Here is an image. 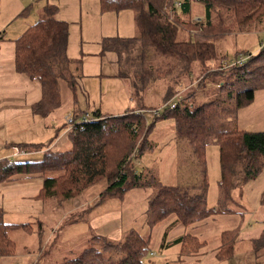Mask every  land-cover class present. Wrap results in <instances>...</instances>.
<instances>
[{"label": "trees", "instance_id": "16d2710c", "mask_svg": "<svg viewBox=\"0 0 264 264\" xmlns=\"http://www.w3.org/2000/svg\"><path fill=\"white\" fill-rule=\"evenodd\" d=\"M177 1L179 6L175 5ZM195 3L203 6L202 18L198 20L190 16ZM99 4L101 10H131L135 29L132 37H104L101 53L115 52L124 69L127 52L137 46L150 48L160 57L165 78H174L168 82L169 92L163 101L175 93L174 86L182 85L179 87L186 93L177 94L174 107L162 108L158 115L150 117V122L135 110L109 114L95 109L97 118L84 123L81 129L69 131L65 147L54 150L47 145L38 161L1 158L0 181L41 177L36 197L59 201L74 198L100 181H105L106 187L99 200L121 196L132 187H151L153 193L146 209L148 227L171 214L176 218L170 225H189L210 212L206 207L205 170L196 190L191 191L187 185L162 184L148 170L136 169L130 159L134 149L138 156L143 154L155 121L167 117L173 119L176 134L195 149L204 168L205 145L211 141L218 143L219 203L225 207L234 202L231 190L256 177L264 166V131H241L235 120L238 109L253 100L254 91L264 88V47L254 53L236 52L234 57L248 56L241 64L224 66L226 52L215 43L252 26L264 29V0H99ZM57 11L55 3L45 0L38 20L13 39L16 72L40 84V95L32 103L31 112L42 117L60 105L58 80L65 81L75 93L76 77L70 65L75 63L76 71L77 64H81L80 59L67 55L68 22L58 19ZM153 73L151 65L135 70L134 76L120 72L129 77L132 91L138 94L153 83ZM205 87H209L206 91L213 98L194 101L195 93ZM14 146L26 152L42 148L37 143ZM16 229L30 233L32 226L4 222L0 207V255L13 254V240L8 233ZM238 229L221 232L217 257H231ZM91 236L94 245L58 264H145L141 257L148 251V238L143 239L134 231H129L123 241ZM177 243L181 244L182 254L197 252L205 245L189 233L177 236L167 245Z\"/></svg>", "mask_w": 264, "mask_h": 264}, {"label": "rangeland", "instance_id": "374dc122", "mask_svg": "<svg viewBox=\"0 0 264 264\" xmlns=\"http://www.w3.org/2000/svg\"><path fill=\"white\" fill-rule=\"evenodd\" d=\"M44 1L0 0L2 57L14 54V42L8 37L16 38L27 26L37 21ZM51 1L58 6L55 16L68 22L67 55L71 59L81 60V64H77V71L73 69L75 63L70 65L72 74L79 81L76 80L73 93L65 81L58 80L60 105L45 117L41 116L40 120V126L44 124L47 128L41 129L36 135H24L25 131L15 141L36 142L44 150L54 140L57 127L63 122L64 116L75 109L74 96L80 111L94 106L108 113L120 114L128 107L135 111L157 108L165 102H175L177 94L186 93L187 90L179 87L182 85L174 86L175 93L167 101H163L165 94L169 92L168 82L174 78H165L160 57L150 48L146 50L145 47L137 46L127 52L124 69L115 52L101 53V41L104 37L134 35L131 10H101L99 0ZM190 14L192 20H196V17L202 18L203 6L193 4ZM262 30L258 25L252 26L247 31L233 33L215 44L219 49L222 47L226 52V60L230 61L236 52H256L260 48V42L264 40ZM179 36L183 38V35ZM146 65L154 67L151 78H156L138 94L132 91L129 77L121 75L120 72L127 71L129 76H134L135 70ZM30 83L26 93L30 99H34L40 95V84L35 79H31ZM209 87L197 91L193 100L202 102L213 98L206 91ZM145 113L150 122V116ZM26 114L29 112L26 111ZM235 120L237 129L241 131H264V88L254 91L253 100L238 109ZM18 125L24 124L22 122ZM44 132L47 135L44 136ZM39 135L41 136L37 137ZM139 142L140 140L136 145ZM0 143L1 159L3 154L13 150L14 145L4 141L2 133ZM27 157L29 156L14 158L23 160ZM139 158L140 164L135 165L136 169L148 170L162 184L191 186V191L196 190L205 170L206 207L210 210L209 214L189 225H170L176 218L171 214L148 227L146 209L148 198L153 193L151 187H132L121 196L104 200L97 198L81 208H72L84 199L100 194L106 187L105 181L92 185L74 198L60 201L39 200L33 197V193H25L21 197L5 193L4 222L29 223L34 232L28 233L24 229L10 231L8 234L13 240L14 252L11 255H0V264H58L64 258H72L85 247L94 245L95 242L90 239L93 234L105 236L112 241H123L129 231L138 233L143 239L148 238V251H155V255L146 264H264V166L256 177L231 190L234 202H229L224 207L219 203L220 166L217 142L211 141L205 145L204 168L192 145L176 134L173 119L159 118L155 121L148 135L145 151ZM21 198L24 199V205L21 204ZM236 227L239 229L234 235L235 241H232L231 257L220 259L216 252L221 243V232ZM35 232L38 234L35 235ZM186 233L203 240L204 247L191 254H182L181 244L167 245L177 236Z\"/></svg>", "mask_w": 264, "mask_h": 264}, {"label": "crops", "instance_id": "0c3cea01", "mask_svg": "<svg viewBox=\"0 0 264 264\" xmlns=\"http://www.w3.org/2000/svg\"><path fill=\"white\" fill-rule=\"evenodd\" d=\"M2 37L3 35H1V38ZM8 39L13 40L14 38L8 37ZM0 51H1V46H0ZM73 69H75V67H73ZM26 78L28 77H26L24 74L16 72L14 67V54L12 55L10 54L9 57L6 58L2 57V55L0 54V135L2 133L3 140L8 143H12L13 145H16L17 143H36L25 140L15 141L14 139L18 138L19 135L21 133H24L25 131L26 133H24V135H31V134L36 135L38 134V131H40L41 129L47 128V125L44 124L40 126L41 124L40 120L43 117L41 118V116L35 115L31 112V105L34 101H36L39 98V96H37L34 99L31 97V99L33 100H31L30 97L27 96L26 91L27 88L29 89V87L31 86L30 85L31 79L29 78L26 79ZM76 80L79 81L78 77H76ZM73 103H74L73 105L75 106L73 112L80 111L79 108H77L79 104H77L76 99L75 101H73ZM88 109H96V108H94V106H90ZM99 110L108 113L105 110H101V108H99ZM26 111H28L29 114H26ZM22 122L24 125L22 126L18 125V123H22ZM55 133L57 135L54 138V140H52V142L48 145V147L54 150L65 147L67 144L68 131L63 122H61L60 126L57 127ZM45 135H47L46 132H44V136ZM40 136L41 135L37 137ZM21 138L24 137L21 136ZM12 148L13 150L3 154V157H6L8 159L9 156H13L15 151H17L18 149L15 146H13ZM42 154H43V149L41 148L39 150L30 151V152L24 151L23 154H20L18 156L19 157L29 156L27 157V159L24 158L23 160L38 161L42 158ZM18 156L17 159L19 158ZM14 157L15 156H13V158ZM40 183H41V177L38 176L20 177V178L0 181L1 209L3 210V196H5V193L19 195L20 197L24 196L25 193L27 194L33 193L32 194L33 197L38 199L36 197V194L38 189L40 188ZM97 198H99V194H96V196L94 194L93 196H90L87 199H84L83 201L74 205L72 208L75 209L81 208L85 206V204L94 202L95 199ZM20 201L21 204L23 205L25 204L23 198H21ZM3 215H4V210H3ZM100 226H102V224ZM31 232H34V230L32 229ZM36 234H38V232H35V235Z\"/></svg>", "mask_w": 264, "mask_h": 264}, {"label": "built area", "instance_id": "2783aa9c", "mask_svg": "<svg viewBox=\"0 0 264 264\" xmlns=\"http://www.w3.org/2000/svg\"><path fill=\"white\" fill-rule=\"evenodd\" d=\"M176 6H179V1H177L175 3ZM198 19V17H196ZM264 47V40H262L260 42V48ZM248 55H245V54H239L237 57H233L232 60L228 61V60H225L223 61V64L224 66H227V65H232V64H241L246 58H247ZM175 105V102H165L163 103L162 105H160L159 107L157 108H151V109H138L136 112L137 113H140L142 115H144L145 117V120H147L146 118V113H148V115L150 117H152L153 115H158L161 111L162 108H165V107H174ZM97 118V116L93 113L92 110L90 109H87V110H83V111H78V112H70L68 114H66L64 116V124H65V127L67 129V131H71L72 129H81L83 128V125L84 123L88 122V121H91V120H95ZM23 150H17L15 151L14 155L13 156H18L20 154H23ZM9 160L13 159V157H8ZM130 159L132 161V164L135 166V165H138L140 164V158L139 156L137 155V150L134 149L132 151V153L130 154ZM153 255H155V251L153 250H149L147 251L142 257H141V260L143 263H148L149 262V258L152 257Z\"/></svg>", "mask_w": 264, "mask_h": 264}]
</instances>
